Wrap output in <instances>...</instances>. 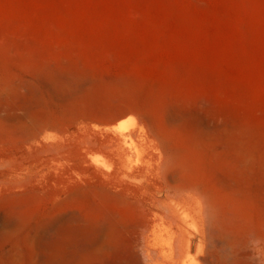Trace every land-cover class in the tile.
Returning a JSON list of instances; mask_svg holds the SVG:
<instances>
[{
    "label": "rangeland",
    "instance_id": "obj_1",
    "mask_svg": "<svg viewBox=\"0 0 264 264\" xmlns=\"http://www.w3.org/2000/svg\"><path fill=\"white\" fill-rule=\"evenodd\" d=\"M0 264H264V0H0Z\"/></svg>",
    "mask_w": 264,
    "mask_h": 264
},
{
    "label": "bare ground",
    "instance_id": "obj_2",
    "mask_svg": "<svg viewBox=\"0 0 264 264\" xmlns=\"http://www.w3.org/2000/svg\"><path fill=\"white\" fill-rule=\"evenodd\" d=\"M160 236H161V235H160ZM177 239H178V238H177ZM175 240H176V238H175ZM178 242H179V241H178ZM174 243H175V242H174ZM180 246H181V245H180ZM228 246H229V245H228ZM228 246H227V247H228ZM171 247H172V246H171ZM179 249H180V251H181V247H180ZM179 249H178V252H180ZM175 251H176V250H175ZM180 253H181V252H180ZM175 254H177V252H176ZM152 255H153V254H152ZM176 257L178 258V255H177Z\"/></svg>",
    "mask_w": 264,
    "mask_h": 264
}]
</instances>
